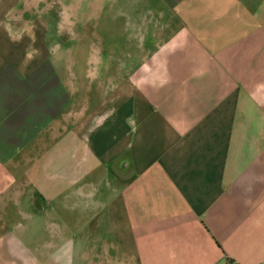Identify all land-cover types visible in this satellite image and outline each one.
<instances>
[{
  "label": "crops",
  "instance_id": "crops-1",
  "mask_svg": "<svg viewBox=\"0 0 264 264\" xmlns=\"http://www.w3.org/2000/svg\"><path fill=\"white\" fill-rule=\"evenodd\" d=\"M76 3L0 0V264H264V0Z\"/></svg>",
  "mask_w": 264,
  "mask_h": 264
},
{
  "label": "rangeland",
  "instance_id": "rangeland-1",
  "mask_svg": "<svg viewBox=\"0 0 264 264\" xmlns=\"http://www.w3.org/2000/svg\"><path fill=\"white\" fill-rule=\"evenodd\" d=\"M77 4L78 3H76V0H13V1L1 0V5L9 7L7 9V12H9L8 15H13V14L17 15V14L23 13L24 19H21V20L28 21V22L35 20L37 16L43 15V12L46 11L47 12L46 16H49V15L51 16V18H49L48 21H51L52 23L53 13L59 12V10L70 11L73 8L74 9L78 8L79 4L78 5ZM21 20L20 22H22ZM64 20H67V19H64ZM23 24L24 23H19L18 25L21 26ZM64 27L65 28L69 27V24L64 23ZM49 30H53L52 25H50ZM51 33L52 31L49 33V35H51ZM62 52L64 56V54L68 53V50L66 51L63 50ZM65 75H67L68 77V68H67V74Z\"/></svg>",
  "mask_w": 264,
  "mask_h": 264
},
{
  "label": "built area",
  "instance_id": "built-area-1",
  "mask_svg": "<svg viewBox=\"0 0 264 264\" xmlns=\"http://www.w3.org/2000/svg\"><path fill=\"white\" fill-rule=\"evenodd\" d=\"M228 264H236L235 262H229Z\"/></svg>",
  "mask_w": 264,
  "mask_h": 264
},
{
  "label": "clouds",
  "instance_id": "clouds-1",
  "mask_svg": "<svg viewBox=\"0 0 264 264\" xmlns=\"http://www.w3.org/2000/svg\"><path fill=\"white\" fill-rule=\"evenodd\" d=\"M29 58H31V53H29Z\"/></svg>",
  "mask_w": 264,
  "mask_h": 264
}]
</instances>
